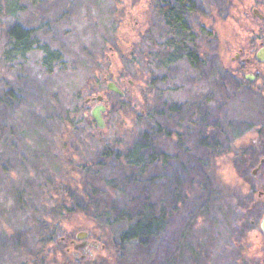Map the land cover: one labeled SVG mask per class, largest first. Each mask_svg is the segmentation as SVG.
Wrapping results in <instances>:
<instances>
[{
  "label": "rangeland",
  "instance_id": "374dc122",
  "mask_svg": "<svg viewBox=\"0 0 264 264\" xmlns=\"http://www.w3.org/2000/svg\"><path fill=\"white\" fill-rule=\"evenodd\" d=\"M15 1L13 14L0 15V264H264L263 203L250 192L264 156V63L246 66L238 55L253 58L264 42L252 11L262 13V0H232L220 12L219 0H186L189 23L205 33L194 68L184 59L162 68L151 55L166 37L157 7L175 0ZM13 23L59 53L51 71L37 47L5 57ZM253 66L255 81L242 84ZM109 81L123 96L106 89ZM97 95L102 128L90 115L98 103L87 101ZM79 102L83 119L73 113ZM153 110L168 132L155 139L164 161L138 177L112 158L95 165L104 147L122 154L137 141L147 128L137 115ZM60 198L76 209L60 215ZM142 206L163 210L162 227L144 246L117 247L125 224L107 225L99 210H113L111 218ZM43 226L55 234L47 245ZM81 232L83 251L75 248Z\"/></svg>",
  "mask_w": 264,
  "mask_h": 264
},
{
  "label": "trees",
  "instance_id": "16d2710c",
  "mask_svg": "<svg viewBox=\"0 0 264 264\" xmlns=\"http://www.w3.org/2000/svg\"><path fill=\"white\" fill-rule=\"evenodd\" d=\"M15 6V0H4V5L0 2V15L13 14L16 8ZM232 6V0H219L214 4L218 12L229 11ZM157 13L161 17L166 33L165 40L159 47L154 48L151 54L154 58L156 57L158 66L165 68L179 59H184L189 66L194 68L200 51L197 41L201 36H205V33L203 27H200L197 32L189 23V19L193 13L192 6L186 0H175V3L164 1L157 7ZM5 35L7 39V48L4 50V55L6 58H15L17 56L24 57L26 53L37 47L43 52V65L46 66L48 71H51L52 62L58 58L59 53L49 49L46 45H37L32 29L23 28L19 24L13 23L8 27ZM236 71L238 70H233V73ZM240 82L249 86L252 84L242 78ZM263 90L264 84L257 89L258 92ZM12 97V92L8 91L1 96V100L4 103ZM84 108V103L79 102L75 104L73 108L75 117L78 116L80 119H83ZM169 109L174 111L175 106L169 107ZM153 112L154 110L150 114L146 113L143 115L139 113L137 115L135 121L137 127H142V125L147 127L144 129L140 128L137 141H134L122 154L114 148L104 147L96 158L95 165L101 167L106 163L108 158H112L115 161L122 162L124 167L126 166L134 170V176L138 177L148 166L164 161L166 155L159 151L155 139L159 133L168 137V132L160 130L158 122L154 117L155 112ZM60 199L61 204L58 210L60 215L63 216L65 213L76 209L75 206H65L67 199ZM81 199L85 207L94 205L93 197L89 194H82ZM96 204L95 206L98 207L99 204ZM112 208L116 209L114 207ZM109 210L110 209L103 207L99 210V215L97 214L98 216L96 217L102 218L107 225L121 224L124 222L125 228L120 231L117 247H122L127 244L144 246L146 242L158 233L163 224V210L156 213L153 206H142L139 210L130 214L121 210L119 214L111 218L109 212L113 210ZM55 227L56 226H54V228ZM41 231L39 237L40 243L47 245L54 241L55 234L53 230L43 226Z\"/></svg>",
  "mask_w": 264,
  "mask_h": 264
},
{
  "label": "flooded vegetation",
  "instance_id": "af4514ba",
  "mask_svg": "<svg viewBox=\"0 0 264 264\" xmlns=\"http://www.w3.org/2000/svg\"><path fill=\"white\" fill-rule=\"evenodd\" d=\"M262 14L264 15V0H262ZM262 21H264V18L262 19ZM260 49H264V42L259 43V47H258L255 55L253 56V58H251L247 53H244L242 50H239L238 55L239 56L244 55V58L242 59L244 65H246V66L256 65L259 67L260 63H264V61L260 62L257 59V52ZM238 55H237V57H238ZM256 66H253L252 72H254V75H252L253 77L251 80L246 79L247 75L244 76L246 81L248 80L247 82H254L255 81V79L257 77V69L255 70ZM260 136L262 137L260 141H262L264 144V129L260 132ZM251 175H252V178L254 180H256L255 181L256 184H255V186H251L250 192L253 194L254 193L256 194L257 204H260L261 202L263 203V211L261 214V218L258 222L257 229L259 230V235L264 238V231L262 230V221H263V217H264V156H261L259 158L258 162L255 164L254 169L252 170ZM257 178H258V180H257ZM251 223H254V222L252 221ZM86 247H87L86 244L83 247H80L81 251H83V248L85 249ZM81 257L83 258L84 255H82Z\"/></svg>",
  "mask_w": 264,
  "mask_h": 264
},
{
  "label": "water",
  "instance_id": "95a60500",
  "mask_svg": "<svg viewBox=\"0 0 264 264\" xmlns=\"http://www.w3.org/2000/svg\"><path fill=\"white\" fill-rule=\"evenodd\" d=\"M252 11H253V16L257 17L258 19L262 20L264 18V15L262 13H260L258 11V9L253 8ZM257 59L260 62H263L264 61V49H260L257 52ZM252 77H253L252 75H247L246 76V79L251 80ZM106 89L108 91H110V92L115 93L118 96H123L122 90L115 83H113L112 81L107 82ZM88 100H91L93 102H97L98 103L91 110L90 115H91V118L94 120L96 126L98 128H102L104 126V121H103V118H102V113L105 110V105L103 103V97L101 95H97L95 97H92L90 99H87V101ZM262 230L264 231V217H263V221H262ZM86 236H87L86 232H81L80 235H77V239H81L82 242L79 245H76L75 248L83 247L86 244V240H83V239L86 238Z\"/></svg>",
  "mask_w": 264,
  "mask_h": 264
}]
</instances>
